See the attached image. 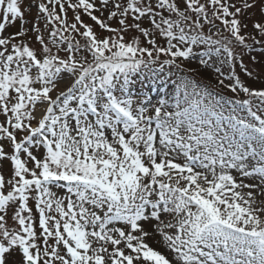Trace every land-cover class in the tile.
<instances>
[{"label":"snow or ice","instance_id":"obj_1","mask_svg":"<svg viewBox=\"0 0 264 264\" xmlns=\"http://www.w3.org/2000/svg\"><path fill=\"white\" fill-rule=\"evenodd\" d=\"M31 7L0 0V163L12 166L11 179L0 172V264H264V208L253 207V191L237 190L264 195V116L251 99L264 104V90L235 71L239 64L252 76L243 49L264 45V0H40L31 28L6 35L17 20L27 23ZM81 12L111 35H98ZM41 22L52 25L50 43ZM29 31L39 52L22 39ZM178 60H198L191 71L214 68L221 86L247 94L229 103L255 122L225 116L195 88L189 102L187 84V107L177 99L174 112L165 99L133 98L134 76L180 67ZM63 73L73 83L53 98ZM37 104L46 110L33 126ZM155 235L172 259L147 243Z\"/></svg>","mask_w":264,"mask_h":264},{"label":"rangeland","instance_id":"obj_2","mask_svg":"<svg viewBox=\"0 0 264 264\" xmlns=\"http://www.w3.org/2000/svg\"><path fill=\"white\" fill-rule=\"evenodd\" d=\"M40 2V0H30V3L32 5L30 12H26V21L27 23H23L20 20H17L15 23V26H9L6 29V35L19 31L22 27H28L31 28L32 23L35 22V18L38 15V9L37 5ZM46 3L47 0H44ZM75 2V0H73ZM51 7V5L49 6ZM67 7V6H66ZM57 11H59V7L57 6ZM255 15L252 17L253 19H257L260 16L259 10L255 9L253 10ZM81 18L84 21V23L90 24L93 26L94 31L98 35L108 36L111 35V33L106 32L105 30L101 29L99 25L95 24L94 21L91 20L90 17H88L83 12L80 13ZM95 15L98 17H101V19H104L107 16V13L105 12L103 15H101L100 11L95 12ZM165 15H168V13H165ZM68 19L69 22H72L74 19V13L72 10H68ZM112 27H119L118 20L113 19L111 21H107ZM129 23L132 22L131 17L128 20ZM142 26L149 27V23L147 19H144L141 21ZM249 28L248 32H253V29L251 27V21H248ZM217 24L219 25L220 22L217 21ZM41 30L45 36L46 42L50 43L49 39V31L52 28V25H47V28H45L43 22H41ZM222 27V26H221ZM207 26L205 27V31L207 32ZM83 31V29H81ZM213 32L216 31V29H212ZM72 35H75L74 33ZM25 42L29 43V46L36 49L38 52L40 50V45L38 41L35 39V33L29 31L28 34L22 38ZM77 39H80L81 44H83V39L80 37H77ZM125 39H128V36H125ZM257 40H260L261 38L259 36H256ZM142 42L143 37H141ZM251 43V41H249ZM145 46L146 45V42ZM158 43L165 44L166 42L163 39H158ZM204 48L201 46L197 51H203ZM240 47H237V53L239 56ZM53 52H56V48L53 46ZM61 56L64 55L63 50H60L59 53ZM251 57H255L256 59L253 61ZM165 57H161V60H163ZM90 59V57H89ZM243 61L244 64L247 65L248 69L252 72V76H247L240 68L239 64H237V67L235 71L240 76V79L242 83L245 84V86L250 87L252 89L256 90H264V45L257 43L254 45V50L249 51L248 49H243ZM177 64L180 65V67H177L176 65L172 66H165L163 72H158V75H153L151 73H146L144 75L134 76L132 85L130 86V92L133 95L134 99L143 100L145 97H150L151 102L153 105L157 104V101L160 99H165L167 101V105L164 110L166 111H176L175 108V102L177 99L180 100L181 107H187V104L184 102V85L187 84V89L189 92V102L192 99V92L195 88L196 91L206 93V98L204 99L205 104L218 102L224 109V115L227 116L231 112L232 115H236L240 118L249 120L250 122H255L252 120V118L249 116L246 107L243 106H236L235 104L229 103L234 101H241L245 99H250V97L247 96V94L243 92L233 93L231 92L227 87L221 86L217 82V74L215 73L214 68L212 69H204V70H198V71H191V69H197L198 68V60H190V61H183L178 60ZM219 66V65H217ZM158 70V65L156 66ZM223 72L224 75L227 76L229 74L228 66H223ZM231 81L225 80V85L230 83ZM57 83H62L64 86L61 89L55 88L50 95L55 98L60 92L66 91V89L71 86L73 83L72 77L67 74L63 73L62 77L58 80ZM38 86V85H37ZM252 99V107L254 111H257L259 115L264 116V104H261L259 99L257 98H251ZM235 108V111L232 112V109ZM46 110L45 104H37L35 108V116L36 119L32 121L33 126H37V120L42 118L44 115V112ZM149 114H154L152 112V109L150 107ZM213 119V122H216L215 117H211ZM4 117L0 116V121H3ZM224 127L226 130H228V124L227 121H224ZM26 133L20 132L17 133L18 139L22 138L23 135ZM182 134L183 130H182ZM4 146L6 151L11 152V146L7 141H4ZM44 151L43 148L39 149H33V152L35 155L39 156L40 153ZM23 156V154H22ZM182 162V161H181ZM29 167H32V163L29 162ZM199 170V169H198ZM0 172L3 173L5 176V179H11L12 177V166L9 161H3L0 163ZM233 175L236 176L237 181L239 182L240 176L238 173H233ZM247 184H255L257 183L256 180L248 178L244 181ZM7 190V189H6ZM238 191H242L243 193H247L248 191H253L256 203L253 205L254 208H264V203H261L264 201V195H259L258 190L256 189H249V188H243L237 189ZM52 191L56 193L57 197H63L66 195V188H56L53 187ZM75 199V197H73ZM67 201H65V204ZM29 206L33 209V218L36 220L37 223V232L39 233L40 229L38 227V212L35 208V201L30 199L29 200ZM55 214V213H53ZM102 214V213H101ZM9 215H11V211L9 212ZM259 215L264 218V211L259 212ZM59 218V217H58ZM13 222L9 220V224L11 225ZM172 231H175L173 229ZM51 242V241H50ZM147 243L153 247L155 250H158L162 252L164 255H166L169 259L173 258V253L167 248L166 245L163 244L161 241V237L159 235L152 236L147 239ZM110 247V246H109ZM61 252H63V249L61 248Z\"/></svg>","mask_w":264,"mask_h":264},{"label":"bare ground","instance_id":"obj_3","mask_svg":"<svg viewBox=\"0 0 264 264\" xmlns=\"http://www.w3.org/2000/svg\"><path fill=\"white\" fill-rule=\"evenodd\" d=\"M63 86H64V85H63L62 83H57V87H56V88H57V89H61V88H63Z\"/></svg>","mask_w":264,"mask_h":264}]
</instances>
